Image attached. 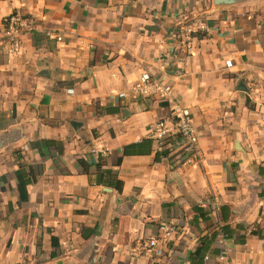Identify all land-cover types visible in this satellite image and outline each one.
<instances>
[{"label":"crops","instance_id":"1","mask_svg":"<svg viewBox=\"0 0 264 264\" xmlns=\"http://www.w3.org/2000/svg\"><path fill=\"white\" fill-rule=\"evenodd\" d=\"M144 72L191 109L198 162L151 138L170 105L131 92ZM219 232L264 264V0H0V264H225Z\"/></svg>","mask_w":264,"mask_h":264},{"label":"built area","instance_id":"2","mask_svg":"<svg viewBox=\"0 0 264 264\" xmlns=\"http://www.w3.org/2000/svg\"><path fill=\"white\" fill-rule=\"evenodd\" d=\"M27 28V21L24 14L20 12L13 13L6 24L5 46L9 56L18 55L22 49V36ZM207 25L202 21L187 19L183 22L179 31L181 46L187 56L195 53L194 39L199 32L207 31ZM227 66H231V62H227ZM131 92L140 98L158 97L161 101L170 105V116L157 122L151 132V138L158 140L163 146L169 140H173L181 151V158L184 164L196 163L200 159V151L197 145V131L194 126L193 115L191 109L182 105L173 96L171 86L164 84L159 79L151 76L148 72H144L141 78L133 85ZM121 98H126L127 94H120ZM167 232L168 229L164 228ZM229 238L223 232H219L216 242L219 246V260L226 262L233 253V248L228 243ZM145 248L148 252H153L157 256H161L158 240L152 239L146 244Z\"/></svg>","mask_w":264,"mask_h":264},{"label":"trees","instance_id":"3","mask_svg":"<svg viewBox=\"0 0 264 264\" xmlns=\"http://www.w3.org/2000/svg\"><path fill=\"white\" fill-rule=\"evenodd\" d=\"M16 175H17V180L19 183L20 202L26 203L28 202V197H29V193H28V187L30 185L29 174L27 173V170L25 168H21L20 170L17 171ZM216 235L217 234H213V237H216ZM204 250H205V244H204V241L202 240L201 245L197 249L195 255L198 257H201Z\"/></svg>","mask_w":264,"mask_h":264},{"label":"water","instance_id":"4","mask_svg":"<svg viewBox=\"0 0 264 264\" xmlns=\"http://www.w3.org/2000/svg\"><path fill=\"white\" fill-rule=\"evenodd\" d=\"M233 2H234V0H215L216 4H230Z\"/></svg>","mask_w":264,"mask_h":264}]
</instances>
